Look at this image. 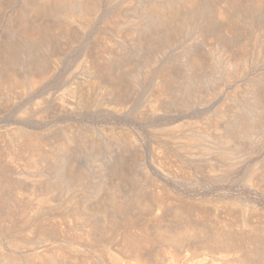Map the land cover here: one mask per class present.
<instances>
[{
    "label": "rangeland",
    "instance_id": "1",
    "mask_svg": "<svg viewBox=\"0 0 264 264\" xmlns=\"http://www.w3.org/2000/svg\"><path fill=\"white\" fill-rule=\"evenodd\" d=\"M51 1H53V2H51ZM191 1H193V2H191ZM214 1L215 2L217 1V2L215 3ZM214 1L213 0L212 1L211 0H188V1L187 0H0V43H2V44H0V46H1L0 47V82L2 84L4 83L6 85V83H7V85L12 86V89H11V86H8V87H10L11 91H3L0 88V133H1L0 138L2 140H4L5 138L3 136H5V134L6 135L12 134V133H14L13 131H16V130H18V128L24 126V127H27L29 129L34 130L36 132V135L38 133L40 134V136L38 134L36 137L38 139H39V137L42 139V140L39 139V140H41L40 141L41 145H43V146L47 145V146L43 147V148H45L47 153L48 152L49 153L54 152V150H55L54 153L58 154V156L60 155L59 157H61V158H63V156L65 157L63 159V161H65V160L68 161V162L62 161V162H60L61 164H59L57 162V160H58L57 159L56 165L60 166L59 169H56L53 165L50 164V162H49V164H50L49 165L47 162L46 164H47V166L48 165L49 166L48 167L46 166V168L49 171H51V170L55 171V172L59 171V173L62 174V172H65L66 169L68 170L70 168L71 161L77 167L79 164V168H81L80 166H82V164H84L85 166L83 165V167L81 169L84 170V171L82 170L84 173L88 171L87 172L88 174L85 173V175L87 176V180H86L87 182L85 184H83L82 189L83 188L84 189L83 190L81 189L80 194H82L81 198L85 199V197H86V200H83V199L81 200V198H80V203H81V205L79 203L80 209H85L84 207H87L86 210L87 211L90 210L92 216L95 215V217H96L95 219H97L98 221L101 222V224H99L100 226L98 225L97 226L98 228H96V230L91 231L92 233L90 236V240L91 239L95 240L94 241L95 243L93 242V240H92V242H90V240L88 241V239H85L86 241H84L82 238L79 237L80 240L82 239V242L80 244V242L77 241V239H78V237L76 235L77 233L73 234L72 231H75L78 228H80L79 230H77L75 232L79 231L81 233V232H84L83 228L82 227H76L77 226L76 224H75L76 226H73L70 223V226L71 227L73 226L74 229H70L69 234H70V232H72L71 236L73 238H74L73 235H76V237H75L76 242L74 239H71L72 238L71 236H70L71 238L69 237V239L68 238L66 239V237L69 236V234H68V230H69L68 228L69 227L68 228L66 227V226H69V223L66 224V222L64 220H62L61 217H57L58 219L55 218L56 221H58L60 218L61 219V221L59 220L60 224H62L63 222L65 223V224L63 223L65 226L62 224V225H60V227L62 226L63 227L62 229H64V230L67 229V230H65V232L67 231V233L64 234V236L65 235L66 236L63 237L64 239H61L62 237L60 236L61 237L60 238L59 234H58L57 237H59V238H56V240L53 241L51 243V245H45L44 246L45 249L48 248L47 250H51V249L53 250V248L55 247L53 245H56V247L57 248L59 247V250H60L67 245V242H71V240H72V242H74V245H76L77 247H80V248L82 247L81 249L88 251V253H85V255L84 254L81 255V253H76L72 250H69V251H72L74 254L72 252H68L69 248L67 246L66 247L68 249L66 247H65L66 249L64 248L65 250L62 249L60 251L62 254L65 255L66 252L70 254V255L67 254L66 256H69V258H68L69 260H71V261L73 260L72 262L70 261L73 264L75 261L78 262L77 261L78 259H80V261H83V263L81 262V264H85V263L86 264H105V263L106 264H112L111 263L112 261L110 262V260H109V262H107L109 258L106 254L101 255V253H100V255H99V253H97L98 251L101 252V250H100L101 246L100 245L102 243H103V245L104 244L107 245V243H108L107 247L110 250L116 251L117 253L119 252V253L128 254L130 259L128 261L125 260V262H127L128 264H130L132 261H134L135 263L132 262L131 264H138L140 259H142V260H140L141 263L139 262V264H142V261H143V264H150V263L151 264H158V263L164 264V262L166 260H168L169 262L175 260L174 262H176L177 258H178L177 262L179 261L178 264H184V262L186 261V259L185 260L183 259L185 253H187V255L189 254V256L191 254V256L188 257V260L185 262L186 264H188V263L189 264H196L200 261H201L200 263L202 264L201 259L206 255L208 258L207 257H204V258L209 259L206 261L208 263L211 259V258H209L210 257L209 255L211 254L212 251L215 250V248L217 246H219L218 244L215 245V243H217V242L215 240L211 239L212 236L211 237L208 236V234L210 235V231L212 229L214 231V229H215L214 226H215V224H217V221H213V220L214 219L216 220L218 218L217 220L220 219L218 221L219 223H220V221H223V219H225L228 222H229V220H231L229 223H232V225H233L232 229L233 230L239 224V226L237 227V229L239 228L238 229L239 231L235 229V233L233 230L230 231V233H229L230 237H231L232 233L234 235L236 234L235 235V238H236L235 241H234L235 238L233 237L234 235H232L231 238L233 239V244L236 245V242H237V245L235 247H233L234 245H231L232 247L230 246V248H235V249L232 250V249L228 248V249L232 250L235 255L232 253V251H230L228 249H225L226 251H223L224 249H222L223 252H221V250L219 251L217 249L219 247L216 248V251L218 250L219 254L221 252L222 253L221 255H223V256H226V254H227V257H229V256L235 257L236 256L235 258H237L239 256V258H237V260H235V259L233 261L230 260V261H232L231 264L232 263L238 264L239 261L243 262L244 258H245L244 261L246 260L245 261L246 263L244 262L245 264H248V263L249 264L250 263L251 264H257V263H260L261 261L263 262L261 264H264V183H263V181H264V179H263V177H264V175H263L264 174V166H263L264 165V145H263V143H264V112H262V111H264V89H263L264 88V55L258 56V54H257V49H259V47H261V45L264 44V43H262L264 40V0H245L247 2L246 5L238 2V1H244V0H238L237 1L238 7L235 6V4H233L234 6H232V7L231 6L228 8L226 7L227 8L226 12L224 10L225 8H223L224 6L221 7V5L224 4V2L222 0H214ZM82 2H84V3H82ZM187 2H189V3H187ZM125 3L127 5H125ZM85 4H87L86 7H84ZM82 5H84V6H82ZM218 5H220V6H218ZM78 7L81 8L82 10L86 9V12H88V15L89 16L92 15V17L88 16L89 19L90 18L91 19L90 20L88 19L85 21L83 20V21L78 22V23H77V21H75V22H72V24L64 25L63 26L64 28H63L62 25L65 24L64 22H66V21L65 20L63 21L61 17H63V19H65V18H68V16L70 14L72 15L73 13H74V15H75V13L77 15L80 11H82ZM90 8H91V11H90ZM157 8L161 12L158 11ZM219 8H221L220 10H223V11H220ZM55 11H57V12H55ZM117 11L121 12L122 15L119 14ZM215 11H216L217 15H216ZM236 11H237V13H236ZM15 12H17V13H15ZM63 12L65 14H63ZM115 12H116V14H115ZM51 13H52V15H51ZM66 13L68 14V16L66 15ZM118 14L121 15V17L118 18L120 21L119 27H117L118 26L117 23L113 24V22H112V24H111L112 20L110 19V18L114 19L115 18L114 15H118ZM218 14H220V15L218 16ZM222 14H224V15H222ZM17 15L21 16L20 17L21 19L22 18L26 19L25 21L27 22L28 26L30 28H33L34 30H36V35L38 34V36H36V38H37L36 40H32V41L28 42L24 39V37L22 35V31H21V29L19 31V28H18L19 26L17 25L18 21H16V19L19 17ZM61 15H64V16H61ZM228 15H230V16H228ZM120 18L122 20H120ZM226 18H228V19H226ZM231 18L233 20H231ZM60 19L63 22L60 21ZM10 21H12V22H10ZM59 23H60V25H59ZM82 23H84V25ZM54 24H56V25H54ZM73 24H75V25H73ZM43 25H46L45 28H42V27H44ZM111 26H113V27H111ZM132 26H134V27H132ZM65 27L66 28L68 27V28L66 29ZM70 27H71V29H70ZM228 27H231V28H228ZM50 28H52V29H50ZM59 28H60V30H59ZM133 28H135L137 31L133 32L132 31ZM223 28L224 29L226 28V29L223 30ZM44 29H46V30H44ZM77 29L79 30V32ZM135 29H133V30H135ZM17 30L21 33H19ZM37 30H38V32H37ZM62 30L63 31L67 30L71 33H69V34H68V32L63 33ZM80 30H81V32H80ZM43 31H44V33H43ZM55 31L58 32L59 34L58 33L56 34ZM60 31H61V33H60ZM54 32H55V34H54ZM42 36H43V39H42ZM65 36H66V38H65ZM59 38L62 40H60ZM72 38H74V39H72ZM44 39H47L48 42ZM99 39H100V41H99ZM143 40H144V42H143ZM45 41L47 43L50 42L51 44L50 43L45 44ZM28 43H30V46ZM31 43H33V44H31ZM67 43H69V44H67ZM239 43H241V44L246 43L248 45L249 51L251 50L252 52L250 51L249 52L250 54L248 53L249 56H248L247 65H246L247 70L245 67V69L244 68L241 69L240 71H238V73H236V72L233 73L232 74L233 76H231V78H230V77H228V75H229L228 73H231V72L225 68L224 64H222L223 61H222V58L220 57V54H218V52L223 47L229 48L230 46H231L230 47L231 49L236 51V48L240 49V47L242 46ZM124 44H125V46H124ZM221 44L223 47L220 46ZM47 45L49 48L47 47ZM227 45H229V46H227ZM141 46L143 47V49ZM42 47H44V48H42ZM50 47H52V48H50ZM3 48H6V49H3ZM49 49H51V50H49ZM132 50H134V51H132ZM90 55L91 56L94 55V57H91V58H93V60H94V58H95V60H98V61H96L97 62L96 64H100L102 62V60H104V61L106 60L105 62L103 61L100 64V66L102 67V70H101L102 72H100V75L102 74V76H100V80L102 79V81H103L102 84L107 83L105 86H112L114 90L116 89V92H114L115 95L114 94L110 95L111 97L110 96L108 97V95H107V93H105V91L93 92V94L95 93L93 96H95V95L96 96L99 95V96L97 98H96V96L92 97L93 103H92V100H90V103L86 104L85 102L79 101V99L81 100L82 97L81 98L73 97V96H70V94L68 95V93H70L69 91L71 90V88L75 89V88H78V86H80L81 84L83 85V84L88 83V81L92 78L90 75L95 74V73L91 72L92 70H89V72H91V73H88L86 66H85V64H88V62L85 61L86 62L85 63L84 59L88 60L90 58ZM98 55H99V59H96V57ZM55 56H57L58 59H57V57L54 59ZM46 57H47V60H45ZM14 58H15V60H14ZM56 59H57V61H55ZM108 60H110V61H108ZM115 64H117V65H115ZM125 64H127V65H125ZM165 64H166V66H165ZM103 65H105V66H103ZM109 65H110V67H109ZM123 65H125L126 67L125 66L123 67ZM118 66H121L122 68H124V69H119V70L125 71L127 69L125 71V73L121 72L123 74L119 75V73H118L119 70L117 72V70H115L116 68L114 69V67L119 68ZM163 66L165 67V70L168 71V74H169V76H171L172 79L171 78L169 79V85L167 87L168 92L166 91L165 94L163 95L164 97L162 96L161 100L159 101V105H161V106H159V109H157L158 111L154 110V112H152L153 109L150 108L151 104H149V103H151L150 99L153 98V93L155 92L154 89H156L155 84L158 83L157 80L160 79V77L163 74L162 72H164ZM49 69H52V70L48 71ZM137 70H139V71H137ZM160 70H162V72ZM41 71H45V73L48 74V76L45 77V80H43L42 82H39V84L32 87V85L29 82L30 81V75L33 74V72L39 73ZM172 72L174 73V75ZM114 73L117 74V76L114 75ZM147 73H148V75H147ZM158 73H159V75H158ZM110 76H111V78H110ZM114 76H116V77H114ZM12 77H13V79H12ZM119 77H121V78L119 79ZM8 81H13L16 84L14 85L13 82L9 83ZM17 81H19V82H17ZM172 82H174V83H172ZM256 83H257V86H256ZM104 84H103V86H104ZM260 84H261V86H260ZM67 88L70 90H68ZM60 90H61V92H60ZM117 92H118V94L119 93L120 94L118 95ZM61 96L63 99L61 98ZM165 96H166V98H165ZM99 97L101 98V100ZM108 98H110V99H108ZM253 98H254V100H252ZM54 99H55V101H54ZM38 102H39V104H38ZM61 102H63V103H61ZM115 102H117V104L119 103L120 106L118 107V105ZM70 103H72V104L70 105ZM110 103H112V104L110 105ZM122 103L124 104V106ZM59 104H61V105H59ZM81 105H83V106H81ZM48 106H49V108H48ZM114 107H116V108H114ZM150 109H151V111H150ZM261 109H263V110L261 111ZM45 110L46 111L51 110V111L46 112ZM145 111H146V113H145ZM220 111H221V114H219ZM224 111H225V113H224ZM253 111H255V112L253 113ZM48 112H49V114H48ZM51 112H53V113H51ZM216 113H217V115L218 114L221 115V117L224 116V117H222L223 120L221 119V117H219V120L220 119L221 120L219 121L220 124H218L219 125V131H217V132H219V133H216V135H218L217 137L221 138V136L222 137L229 136V134H230L232 136L231 139L233 138L232 142L230 141L228 144L225 143V144H223L224 146H222V145H220L221 142H218L219 143L218 144V143H216L217 142L216 141L215 142L216 145L213 142H212L213 145H212V143L208 144V147L210 146V148L204 146V148H207V150H209V152L208 151H206V152H208L210 154L213 153L212 156L208 155L209 157L206 156L207 155L206 153H204L205 156H204V154H202L203 157H205V159H203L201 155L199 156L201 159L196 158L197 156L194 157V155H197V154H200L203 152L201 150L202 146L198 147L199 150L202 152H200L198 150V148H196L195 150L193 149L194 150L193 156H192V154L185 152V150L182 149L183 144L186 143L185 142L186 138H183L184 137L183 135H186V133H187L186 136L190 135L189 133H192L193 130H195L194 129L195 126L197 127L198 125H202V123H205L204 120L206 119V121H207V119L209 120L210 117H212V119H213L214 114H216ZM222 113L227 114V117H226V115H223ZM256 113H258V114H256ZM211 114H213V115H211ZM254 114H255V116H253ZM215 117H216V115H215ZM195 122H200L201 124L200 123L198 124ZM187 123H189V125L193 124V126H191V128H190V127H188L189 125ZM190 123H192V124H190ZM194 123L198 124V125H195ZM73 124L74 125L76 124V125L73 127ZM71 125H72V127H71ZM220 126L221 127L223 126V127L221 128ZM14 127H16L17 129ZM109 128H111V129L109 130ZM185 128H188V129L185 130ZM189 128L190 129L193 128V130L191 131ZM238 128L240 129V131ZM70 129L71 130L79 129V131L78 130L77 131L80 133H76L77 131L75 130L76 132H74V133H76L78 138L76 137L77 140L75 142H71V145L69 146V149L67 150V152L69 154L66 152V155H67L66 156L64 154L65 152L60 151V149H57V147H58V142L62 141V139L65 137L64 133L66 131H71ZM116 129L119 131V133L121 132L122 134H124L123 132H125L126 136H128V137L130 136L129 138L133 141L132 144L131 143L130 144L128 143L125 145L119 144V143L117 144L116 142H114V140H112L110 138L109 139L106 138V135H107L106 133H110V131L118 132ZM180 129H182V130L184 129V130L182 131ZM11 130H12V132H11ZM87 130H89V131H87ZM107 130L109 132H107ZM169 130H172L173 132H171ZM41 131H42V133H41ZM102 131H104L105 134ZM176 131L177 132L182 131V132L176 133ZM185 131H188V132H185ZM87 132H88V134H87ZM169 132H170V135H169ZM226 132H227V134H226ZM83 133L85 134L84 136L81 135ZM89 133H91V134H89ZM238 133H241V134H238ZM98 134L101 136H99ZM233 134H236V135H233ZM78 135L80 136L81 139H79ZM103 135H105V137ZM175 135H177L176 136L177 138L180 137V139L182 137L183 138L182 141L180 142V139L178 138L179 141L176 140L177 142H175L174 141L175 140L174 138H176ZM84 137H85V139H84ZM169 137H171V138H169ZM60 138H62V139H60ZM91 139L92 140L94 139V140L92 141ZM104 139L106 141H104ZM88 141H90V142H88ZM44 142H45V144H44ZM134 142H136V143H134ZM176 143H178L179 145ZM172 144H175V145L172 146ZM237 144L240 145L241 148H240V146L237 147L238 146ZM51 145H52V147H51ZM227 145H229L230 148H229V146L227 147ZM48 146H50L51 148ZM176 146H179L178 148H180V146H182V147L180 149H177ZM211 146H219L220 148L217 149L218 147H214L215 149L213 150V148ZM233 146H236L235 147L237 150L236 152L234 151L235 149L233 148ZM221 148L224 151L227 150V152L228 151L229 152L233 151L234 153L240 152L242 155L240 154V156H241L240 157V156H235V154H233L235 156L234 159L231 158V159H229V161H231V162L228 161L231 164H229V163L226 164L224 162H227V160L225 161V159L222 157L223 155L220 154L218 156V153H216L218 151L220 153ZM216 149H217V151H216ZM228 149H233V150L231 151ZM181 150L183 152H181ZM196 150H198L197 153H196ZM211 150L215 151V153L217 155L216 154L214 155V152H211ZM238 153H237V155H239ZM118 155H119V157H118ZM126 155H127V157H126ZM220 156H221V159H219ZM163 157H164V159H163ZM211 157H214V159L217 161H214V159ZM236 157L238 160L236 159ZM98 158H99V160H98ZM207 158H209V159H207ZM217 158L219 160H221L219 164L222 165L223 167L224 166L225 167L224 168L222 166L219 167L220 171L218 168H215L214 171L211 170V172H216V173L215 174L211 173V175H210L209 174L210 168L209 167L206 168V166H210V164L211 165L215 164L212 162L210 163V161H211L210 159H212V161L218 163L219 160ZM222 159L224 160V162H223L224 165L222 164V161H223ZM123 160H124V163L122 162ZM162 160L163 161L165 160L163 163H165L166 166L163 163H161ZM98 161L102 162L103 164L98 162ZM92 162H93L94 166L91 165ZM94 162L96 164L100 163L102 165V170L100 172V175H103V179L101 178L102 181L100 179L101 183H99L100 181L98 179L99 178L98 173L96 172L98 170V167H95L96 164ZM204 162H206L208 165H206V163L204 164ZM51 163H52V161H51ZM201 163H203L204 165L203 164L199 165ZM261 163H263V164H261ZM65 164L67 167L65 166ZM68 164H69V166H68ZM171 164H172V166H171ZM218 165H217V167H218ZM226 165L228 166L227 169H226ZM51 166H53V167H51ZM199 166H200V169L202 168L201 170H199V168H197ZM201 166H203V167H201ZM257 166H259V170L255 169V171H254L253 169L258 168ZM94 167H95L96 171L94 170ZM79 168L75 167V169L81 170ZM217 169L219 172L217 171ZM224 169H226V170H224ZM118 170H121L122 172H124V170H125V172L122 173L121 171H119L122 174L121 175L120 173H118ZM94 171H95V173H94ZM206 171H207V173H205ZM250 171H252V172H250ZM115 173H116V175H115ZM261 173H263V174H261ZM253 174H254V176H255V174H257L256 177L259 176V178L263 176L261 178L263 181L260 182L261 179L257 178V181H259L258 182L259 184L255 180H253L254 181L253 182L252 179H254V178L256 179V177H253ZM260 174H261V176H260ZM125 175H126V177L124 178ZM168 175H170V176H168ZM247 176L248 177L250 176V178L252 177V179H248ZM119 178H121V179H119ZM112 179L114 181L113 182L114 185H113V183H111ZM108 180H109V182H108ZM115 180H117V181H115ZM128 180H130V181H128ZM157 180H158V182H156ZM89 181H91V182H89ZM154 181L156 183H152ZM103 182H105V183H103ZM106 182H107V184H106ZM139 182L142 184H140ZM115 183H117V184H115ZM261 183H262V185H261ZM54 184L48 183V185L50 187H52V185L54 187ZM95 184H96V187H95ZM145 184H147V185H145ZM154 184H156V185H154ZM56 185L57 184H55V186ZM57 186L60 187L61 190L63 188L65 189V186L62 185L61 183ZM153 186L155 187V189L153 188ZM58 187H55V188H57V191L60 189ZM87 187H88V189L85 190V188H87ZM113 188H114V190H117L118 193L116 191L115 192L117 194H119L118 199L116 201L120 204L118 205V203L115 201L117 203L116 205H118V207H116V205H114L115 202L111 203L113 200L111 199V195L109 193H112V191H110V190H113ZM138 188H140V189H138ZM97 189H99V190H97ZM118 189H120V190H118ZM61 190H59L60 193L57 196V198L59 199V200L57 199L58 200L57 203L61 204L62 200H63L62 204L64 205V202L65 203L67 202V201H64V198L66 200V199H68V196L64 194L65 195V197H64L62 195L63 193L61 192ZM138 190H140V192ZM161 190H162V192H161ZM84 191H86V193ZM100 191H102V192H100ZM108 191H109V193H108ZM159 191H160V194L163 193V195L166 198H169V199L165 198L166 199L165 203L161 205V206L164 205V208H162L161 206H158V204H156L157 202H156L155 196L158 195L157 192H159ZM90 192L93 194H90ZM84 193H85V196L83 197ZM148 193L151 194V197L155 193V195L153 197L155 199V201L153 199L155 205L152 203L153 202L152 198L150 197V195ZM164 193H166V194H164ZM128 194H130V195H128ZM160 194L158 196L162 195V194L161 195ZM107 195H109V196H107ZM137 195L141 198V199L139 198V202H137L138 201L137 200L138 197H136ZM168 195H169V197H167ZM61 196L63 197V199L61 198ZM66 196H67V198H66ZM145 196H146V198H145ZM148 196L151 200L149 198L147 199ZM170 196H171V198H170ZM108 198H109V200H107ZM172 198H173V201L171 200ZM60 199H61V202H59ZM110 199H111V201H110ZM145 199L147 200V202L148 201H150V202L147 203L145 201ZM89 200L91 202H89ZM102 200H104V201H102ZM118 200H120V201H118ZM170 200L172 202H174V200H175L177 203L174 202V204L172 205L171 202H169ZM181 200H182V203L184 202L182 204L184 206L183 210H181L182 209V205L180 204ZM126 201H128V202H126ZM166 201L168 202V204H166ZM141 202H145L146 204L145 203L143 204ZM84 203H86V205L87 204L88 205L83 207V205H85ZM109 203H110V205H109ZM99 204H100V206H98ZM125 204L127 206H125ZM165 204L168 205V208ZM176 204H177V206L181 205L180 206L181 208L177 207ZM138 205H140V206H138ZM146 205H147V207H146ZM171 205L173 206L174 209L177 208V210L173 211L174 209L171 208L172 207ZM89 206H90V209L88 208ZM91 206L92 207L94 206V208H92ZM95 206H97L98 208ZM81 207H83V208H81ZM151 207L153 208V210ZM185 207L187 209V210L185 209L187 212H185V210H184ZM245 207L247 208L248 211L246 210ZM254 207L256 210L254 209ZM91 208H92V210L94 209L93 211H95L94 215H93V211L91 210ZM101 208H102V210H101ZM121 208H122V210H121ZM124 208L126 209L125 211H124ZM136 208L138 209V211ZM157 208L158 209L161 208L162 210L161 209L158 210ZM169 208H170V210L173 209L172 210L173 212L170 211ZM178 208H179V210H178ZM196 208H197V210H196ZM203 208H204V210H203V212H201ZM230 208H231V210H228ZM98 209H99V211H98ZM163 209L165 211H163ZM188 209H190V210H188ZM198 209H199V211L201 209L200 214L198 212H197L198 214L196 213V211H198ZM243 209L246 211V213L243 211ZM87 211H86V213L88 214ZM96 211L99 213L100 217L96 216V215H98V214H96ZM127 211L128 212L130 211V212L128 213ZM160 211L165 213L163 215H166L167 212L169 211V214H167L166 216H163V217L161 216L162 219L164 217H166V218H164L165 220L163 219V221H165L164 224H162V219L158 218L160 216L159 213L162 214ZM176 211H179V213L182 215H180ZM189 211H193L194 213H196V215H200V216L194 215L193 212H191L193 215L191 213L187 214ZM120 212H121V214H120ZM139 212H140V215H137V214H139ZM181 212H184V213H181ZM108 213H109V215H108ZM185 213H186V215H185ZM202 213H205V214L202 215ZM126 214L128 215V217ZM150 214L153 215L154 217L151 216ZM178 214H179V216H178ZM112 215H114V216H112ZM155 215H157L158 217ZM174 215H176V216H174ZM201 215H202V217H201ZM205 215H206V217H205ZM208 215L209 216L211 215V216L209 217ZM237 215H238V217H237ZM245 215H246L247 220L244 219L245 217H243ZM108 216L110 219L107 218ZM110 216L113 217L112 220H111ZM117 216L118 217L121 216L120 219ZM134 216H135V218H134ZM187 216H189V217H187ZM191 216H192V218H191ZM152 217H153V219H152ZM155 217H157V220ZM186 217L190 220V222H188L189 220H187ZM194 217H196L197 219ZM99 218H101V219L99 220ZM103 218H105V220ZM129 218H130V221H129ZM200 218H202V219H200ZM203 218H205V220ZM115 219L116 220L118 219L117 222ZM135 219H137V220H135ZM148 219L149 220L151 219V220L149 221ZM159 219H161V220H159ZM169 219H170V222H169ZM198 219H199V221H198ZM102 220L105 222H103ZM153 220H154V222H153ZM155 220L156 221L159 220L161 223L159 221H158L159 223H157ZM176 220H178V221H176ZM182 220H184L186 222H184ZM242 220H245L246 222L249 221L250 224L255 225L256 226L255 229H259L256 231H261L260 234H262L263 239H260V237H258L259 240L256 238L258 240V242L257 241L255 242L254 237L252 239V237H250V236H249V238H247V236L245 234H244L245 236H243V233H245V232L248 233V229L245 226H244L245 228L244 227L242 228L243 223H241L242 225H240V222ZM106 221H110V222H106ZM125 221L128 222V224H130V225L125 223ZM211 221H213L214 225H212ZM49 222H51V220ZM202 222L204 223V225ZM242 222H244V221H242ZM102 223H104V224L102 225ZM110 223H112V224H110ZM115 223H116V225H115ZM185 223L187 225H184ZM190 223L193 224V229H192V224H190ZM206 223H210V224H206ZM233 223H236V224H233ZM160 224H161V227H160ZM164 225L166 226V228H164L165 227ZM182 225H184L185 227L187 226L186 229L187 228L188 229L191 228V229L190 230L187 229L188 231H186L184 233V230H186V229ZM190 225H191V227H189ZM112 226H114V227H112ZM123 226H125V227H123ZM139 226H140V228L143 226L142 227L143 229L145 227L144 232L147 230L146 227H148V229H149L148 232L146 231V233H143L144 234L143 235L142 234L143 229L141 228L142 229L141 230L140 228H136ZM209 226H211V227L213 226L214 228L210 227L211 228L210 231H207L209 229ZM255 226H253V227H255ZM64 227H66V228H64ZM100 227H101V229H99ZM126 227L128 228V230L131 229V230H129L130 232L133 229L136 232L138 231L137 233H139L140 235H143L144 237L148 233V236H146V239H148V240H146L145 238L144 239L146 241L141 240V239H143V236L138 235L135 231H134V235H133L132 234L133 232L130 233ZM149 227H151L152 230ZM199 227H201L202 231L208 232L207 234L206 233L202 234L203 232H200V230L198 231L201 233V238L205 234L206 235L204 237L208 236L207 238L203 237L204 239H207L206 242H205V240L202 241L203 239H201L199 237L200 233L196 232L197 236L195 234V229L198 230V229H200ZM75 228H77V229H75ZM154 228H156V229H154ZM170 228L172 229V231H170L171 230ZM202 228L203 229L206 228V230L205 229L203 230ZM217 228L218 227L216 226V229ZM103 229H105V230H103ZM125 229H126V231H128V234H130V236L132 234V237H130V239H131L130 241L125 240V237L129 236V235H127V236L124 235ZM160 229H161V231L162 230L164 231L166 229L168 230V231L167 230L165 231L166 235H168V239H170L169 238L170 234H167V233L168 232L173 233V235L171 234L170 236H172L171 238H174V239L177 238L175 244H176V246H178V248L175 246L174 243H173V245L175 247H173V246L171 247V245L169 244L170 248H169L168 244H165V242H168V240L167 239L165 240V237H164L165 233L162 231L163 232V234H162V232H160ZM175 229H176V231L177 230L180 231L181 229H183V231L182 230L181 231H182V234L184 233L183 236L184 237L186 236V238L184 239V237L181 236L182 235L181 231L176 232V231H174ZM61 230H59V233L61 232L62 236H63L64 231L63 230L61 231ZM153 230H154V232H153ZM243 230H245V231L243 233H241ZM93 232H95V233H93ZM150 232L152 233L151 235H153V237L150 235ZM192 232L194 235L192 234ZM120 233H122V234H120ZM155 233H157V234H155ZM213 233H212V235H213ZM125 234H127V232ZM178 234L182 237V239ZM240 234H241V236H240ZM135 235L141 237V238H139V237H137V238L139 239V242L142 245L144 244L143 246H145V248L143 246L142 247L144 249H146L145 251H143V249H142V251L139 250L140 252L138 251V253H140V255L137 252H135L136 250L133 251L134 247H132V246H134L135 243L131 242V241H132L133 236H135ZM156 235H157V237H156ZM162 235H163V237H162ZM177 235L180 237L179 238V241L181 240L180 242H178V236ZM189 235H191V236L193 235V236L189 237ZM238 235L240 236V238L242 240L239 239ZM136 236L134 237V239L136 238ZM97 237H98V239H95ZM147 237H149L150 239ZM101 238H102V240H101ZM122 238L124 239V241H126V243H127V241L129 242V244L131 243L130 245L128 244L129 249H131V252L133 251V252L137 253L139 255V257H138V255H134V253H131L129 251L128 246L126 245V243L124 241H122L123 240ZM209 238H210L211 242H213V241H215V242L209 243L210 242L208 240ZM246 238H247V240H246ZM154 239H155V241H154ZM157 239H158V241H157ZM244 239H245V241H244ZM200 240H201V242H200ZM251 240H252V242H251ZM96 241L100 245H98V244L96 245ZM182 241L183 242L185 241L184 243L187 242L186 243L187 245L184 246L183 245L184 243ZM242 241H243V243H242ZM59 242L60 243L62 242V244H59ZM203 242L205 244H202ZM77 243L79 244V246ZM132 243L134 245H132ZM140 243L135 245V247L137 246L138 248L140 247V249H141L142 247L138 246V245H140ZM162 243H164V244H162ZM179 243L180 244L182 243V245L184 247L181 245L182 247L180 248ZM85 244L89 247H87ZM199 244H201V245H199ZM62 245H63V247H62ZM94 245H96V246L94 247ZM120 245H123V246L126 245L125 247H123V248H125V250L124 249L121 250L122 246H120ZM194 245L195 246L199 245L198 247L201 246L200 247L201 249H203L204 247H205V249H207V246H209L208 247L209 249L210 248L211 249L214 248V249L213 250L210 249L211 251H209V253L207 252L209 249L206 252L203 251L202 255H201V253H198L200 255V257L197 256V257L192 258L193 251L195 253L199 252V251H196L198 249V247H197V249H193V248H196ZM203 245H207V246L203 247ZM6 246H8V244ZM50 246H52V247H50ZM92 247L94 248V250ZM162 247L163 248L165 247V248L163 249ZM44 248L42 247L40 249H44ZM96 248L98 251L96 250ZM173 248H177V251H175L176 249L173 250ZM200 248H199V250H200ZM34 249H36V247L32 246L31 250L33 251ZM116 249H118V250H116ZM191 249H193V250L191 251ZM89 250H90V252H89ZM95 250H96V255L94 254ZM168 250H171V251L173 250L172 252H174V251L176 252V254L174 252L176 259H172V258H171L172 260L170 259V253L173 254L172 252H170L169 256H167L168 255L167 253L169 252ZM165 251L166 252L168 251V252L166 253ZM182 251H183V254H181ZM177 252L179 253V256L181 258L183 257L182 258L183 261L179 256L176 257L178 255ZM141 253H142V255H141ZM97 254H98V256H97ZM165 254H166V256H165ZM73 255L74 256H76V255L82 256L83 259L85 256L86 259L82 260L81 257L76 256L78 259L74 260V258L76 259V257H73ZM246 255H247V257H246ZM71 256L73 258H71ZM142 256H145V258L147 259L146 263H144L145 260H143V259H145V258ZM163 256L165 257L164 261H162ZM248 256H250V257H248ZM102 257H105V258L107 257V260L105 259L106 261L104 262L103 261L104 259ZM160 257H161V260L159 259ZM166 257H167V259H166ZM198 257L201 258L199 261H198V259H199ZM248 258L249 259L251 258V259L249 260ZM256 258H257V260H256ZM258 258L261 260H258ZM239 259H242V260H239ZM69 260H68V262H69ZM130 260H131V262H130ZM168 261H166L167 262L166 264H169ZM188 261H191V262H188ZM204 261H203V264L204 263L207 264ZM258 261H260V262H258ZM210 262L213 264L217 263L215 261L213 262L212 260ZM210 262H209V264H210ZM241 262L239 264H242ZM71 263H69V264H71ZM171 263H173V262H171ZM113 264H115V262ZM116 264H121V263H116ZM228 264H230V263H228Z\"/></svg>",
    "mask_w": 264,
    "mask_h": 264
},
{
    "label": "bare ground",
    "instance_id": "2",
    "mask_svg": "<svg viewBox=\"0 0 264 264\" xmlns=\"http://www.w3.org/2000/svg\"><path fill=\"white\" fill-rule=\"evenodd\" d=\"M188 1V0H187ZM212 1V0H211ZM214 1V0H213ZM223 2H224V4L223 5H221V7L222 6H224L223 8H225L224 10H225V12H226V10H227V8L228 7H232V6H234L233 4H235V6H237V3L238 2H240V3H243V4H247V2L244 0V1H238V0H222ZM238 1V2H237ZM34 2V1H33ZM51 2H53V1H51ZM131 2V1H130ZM129 2V3H130ZM191 2H193V1H191ZM197 2V1H196ZM209 2V1H208ZM215 2V1H214ZM217 2V1H216ZM215 2V3H216ZM81 3V2H80ZM82 3H84V2H82ZM133 3V2H132ZM187 3H189V2H187ZM214 3V4H215ZM93 4V3H92ZM91 4V5H92ZM131 4V3H130ZM242 4V5H243ZM249 4V3H248ZM39 5V4H38ZM55 5V4H54ZM80 5V4H79ZM86 5L87 4H85V6L84 5H82V6H84V7H86ZM125 5H127L126 3H125ZM129 5V4H128ZM171 5V4H170ZM220 5H218V6H220ZM226 5V6H225ZM239 5V4H238ZM241 5V6H242ZM81 6V5H80ZM90 6V5H89ZM94 6V5H93ZM240 6V5H239ZM63 7V6H62ZM91 7V6H90ZM126 7V6H125ZM192 7V6H191ZM201 7V6H200ZM227 7V8H226ZM238 7V6H237ZM39 8V7H38ZM58 8V7H57ZM65 8V7H64ZM79 8V7H78ZM134 8V7H133ZM151 8V7H150ZM160 8V7H159ZM169 8V7H168ZM55 9V8H54ZM53 9V10H54ZM80 10H82L81 8H79ZM88 9V8H87ZM94 9V8H93ZM167 9V8H166ZM170 9V8H169ZM173 9V8H172ZM171 9V10H172ZM199 9V8H198ZM215 9V8H214ZM221 8H219V10H220ZM236 9V8H235ZM234 9V10H235ZM56 10V9H55ZM78 10V9H77ZM130 10V9H129ZM157 10H158V8H157ZM231 10V9H230ZM233 10V11H234ZM52 11V10H51ZM59 11V10H58ZM90 11H91V8H90ZM89 11V12H90ZM120 11V10H119ZM124 11V10H123ZM158 11H160V10H158ZM206 11V10H205ZM220 11H223V10H220ZM242 11V10H241ZM55 12H57V11H55ZM62 12V11H61ZM69 12V11H68ZM98 12V11H97ZM118 12V11H117ZM161 12V11H160ZM165 12V11H164ZM167 12V11H166ZM191 12V11H190ZM218 12V11H217ZM231 12V11H230ZM15 13H17V12H15ZM54 13V12H53ZM71 13V12H70ZM119 14H121V12H118ZM129 13V12H128ZM136 13V12H135ZM146 13V12H145ZM163 13V12H162ZM192 13V12H191ZM215 13H216V11H215ZM221 13V12H220ZM234 13V12H233ZM236 13H237V11H236ZM20 14V13H19ZM57 14V13H56ZM55 14V15H56ZM62 14V13H61ZM63 14H65L64 12H63ZM92 14V13H91ZM90 14V15H91ZM115 14H116V12H115ZM114 15L115 16V18L114 19H112V18H110L112 21H111V24H112V22H113V24L114 23H117V27H119L120 25V21H119V17H121V15ZM159 14V13H158ZM164 14V13H163ZM170 14V13H169ZM227 14V13H226ZM229 14V13H228ZM51 15H52V13H51ZM59 15V14H58ZM66 15L68 16V14L66 13ZM216 15H217V13H216ZM220 14H218V16H219ZM222 15H224V14H222ZM233 15V14H232ZM237 15V14H236ZM17 16H19V15H17ZM54 16V15H53ZM61 16H64V15H61ZM88 15V12H86V9H84V10H82V11H80L77 15H76V13H75V15H74V13L71 15H69L68 16V18H65V19H63V17H61L62 18V20L64 21H66V22H64L65 24H63L62 22V20L60 19V21H62L61 23L63 24H61L62 25V27L64 26V25H68V24H72V22H75V21H77V23L78 22H81V21H85V20H88L89 19V17H92V15L91 16H89ZM193 16V15H192ZM191 16V17H192ZM228 16H230V15H228ZM227 16V17H228ZM21 16H19L17 19H16V21H18V28H19V31H20V29H21V31H22V35H23V37H24V39L26 40V41H32V40H36L37 38H36V36H38V34L36 35V30H34L33 28H30L29 26H28V24H27V22L25 21L26 19H24V18H20ZM23 17V16H22ZM57 18V17H56ZM123 18V17H122ZM223 18V17H222ZM13 19V18H12ZM53 19V18H52ZM91 19V18H90ZM89 19V20H90ZM109 19V20H110ZM226 19H228V18H226ZM225 19V20H226ZM15 20V19H14ZM56 20V19H55ZM120 20H122L121 18H120ZM124 20V19H123ZM156 20V19H155ZM231 20H233L232 18H231ZM183 21V20H182ZM198 21V20H197ZM228 21V20H227ZM10 22H12V21H10ZM233 22V21H232ZM17 23V22H16ZM15 23V24H16ZM53 23V22H52ZM86 23V22H85ZM109 23V22H108ZM126 23V22H125ZM40 24V23H39ZM38 24V25H39ZM83 25H84V23H82ZM106 24V23H105ZM110 24V23H109ZM183 24V23H182ZM232 24V23H231ZM54 25H56V24H54ZM59 25H60V23H59ZM73 25H75V24H73ZM81 25V24H80ZM87 25V24H86ZM140 25V24H139ZM149 25V24H148ZM180 25V24H179ZM201 25V24H200ZM224 25V24H223ZM222 25V26H223ZM44 27H42V28H45V26L46 25H43ZM137 26V25H136ZM166 26V25H165ZM228 26V25H227ZM226 26V27H227ZM56 27V26H55ZM73 27V26H72ZM111 27H113V26H111ZM132 27H134V26H132ZM179 27V26H178ZM181 27V26H180ZM245 27V26H244ZM39 28V27H38ZM49 28V27H48ZM64 28V27H63ZM66 28V27H65ZM68 28V27H67ZM66 28V29H67ZM228 28H231V27H228ZM47 29V28H46ZM46 29H44V30H46ZM50 29H52V28H50ZM56 29V28H55ZM70 29H71V27H70ZM69 29V30H70ZM133 29H135V28H133ZM132 29V31L134 32V31H137L136 29L135 30H133ZM226 29V28H225ZM224 28H223V30H225ZM257 29V28H256ZM15 30V29H14ZM59 30H60V28H59ZM78 30V29H77ZM18 31V30H17ZM18 31V32H19ZM49 31V30H48ZM53 31V30H52ZM57 31V30H56ZM55 31V32H56ZM63 31V30H62ZM128 31V30H127ZM131 31V32H132ZM182 31V30H181ZM192 31V30H191ZM37 32H38V30H37ZM46 32V31H45ZM51 32V31H50ZM55 32H54V34H55ZM64 32H68V34L69 33H71V32H69V31H63V33ZM74 32V31H73ZM78 32H79V30H78ZM80 32H81V30H80ZM257 32V31H256ZM19 33H21V32H19ZM43 33H44V31H43ZM58 32H56V34H57ZM60 33H61V31H60ZM183 33V32H182ZM194 33V32H193ZM59 34V33H58ZM66 34V33H65ZM67 34V35H68ZM78 34V33H77ZM134 34V33H133ZM140 34V33H139ZM198 34V33H197ZM226 34V33H225ZM66 35V36H67ZM44 36V35H43ZM43 36H42V39H43ZM66 36H65V38H66ZM71 36V35H70ZM75 36V35H74ZM73 36V37H74ZM167 36V35H166ZM58 37V36H57ZM56 37V38H57ZM60 37V36H59ZM68 37V36H67ZM170 37V36H169ZM251 37V36H250ZM61 38V37H60ZM59 38V39H60ZM69 38V37H68ZM100 38V37H99ZM125 38V37H124ZM140 38V37H139ZM194 38V37H193ZM20 39V38H19ZM41 39V38H40ZM39 39V40H40ZM72 39H74V38H72ZM103 39V38H102ZM22 40V39H21ZM44 40H46L47 41V39H44ZM49 40V39H48ZM51 40V39H50ZM60 40H62V39H60ZM118 40V39H117ZM127 40V39H126ZM245 40V39H244ZM263 40V39H262ZM43 41V40H42ZM45 41V44H49V43H47ZM74 41V40H73ZM99 41H100V39H99ZM106 41V40H105ZM255 41V40H254ZM38 42V41H37ZM68 42V41H67ZM123 42V41H122ZM133 42V41H132ZM143 42H144V40H143ZM216 42V41H215ZM219 42V41H218ZM19 43V42H18ZM17 43V44H18ZM262 43H264V40H263V42ZM0 44H2V43H0ZM15 44V43H14ZM29 44V46H30V43H28ZM31 44H33V43H31ZM35 44V43H34ZM51 44V43H50ZM67 44H69V43H67ZM112 44V43H111ZM121 44V43H120ZM171 44V43H170ZM226 44V43H225ZM239 44H241V43H239ZM37 45V44H36ZM39 45V44H38ZM146 45V44H145ZM242 45V46H241ZM240 46L242 47H240V49H237L236 48V51L235 50H233V49H231L230 47L228 48H224L223 46H222V44L220 45L221 47H223L219 52H218V54H220V57L222 58V64H224V66H225V68L226 69H228L231 73H228L229 75H228V77H230L231 78V76H233L232 74L233 73H238V71H240L241 69H245V67H246V65H247V60H248V53L251 51H249V49H248V45L246 44V43H244V44H241ZM255 45V44H254ZM263 45V46H262ZM261 45V47H259V49H257V54H258V56L259 55H264V44H262ZM11 46V45H10ZM70 46V45H69ZM117 46V45H116ZM124 46H125V44H124ZM139 46V45H138ZM209 46V45H208ZM227 46H229V45H227ZM252 46V45H251ZM1 47V46H0ZM47 47H48V45H47ZM55 47V46H54ZM134 47V46H133ZM142 47V46H141ZM219 47V46H218ZM233 47V46H232ZM238 47V46H237ZM254 47V46H253ZM252 47V48H253ZM42 48H44V47H42ZM49 48V47H48ZM50 48H52V47H50ZM112 48V47H111ZM122 48V47H121ZM3 49H6V48H3ZM9 49V48H8ZM46 49V48H45ZM96 49V48H95ZM135 49V48H134ZM142 49H143V47H142ZM164 49V48H163ZM209 49V48H208ZM235 49V48H234ZM49 50H51V49H49ZM54 50V49H53ZM34 51V50H33ZM36 51V50H35ZM132 51H134V50H132ZM235 51V52H234ZM112 52V51H111ZM138 52V51H137ZM252 52V51H251ZM17 53V52H16ZM126 53V52H125ZM100 54V53H99ZM103 54V53H102ZM155 54V53H154ZM217 54V55H218ZM250 54V53H249ZM56 55V54H55ZM92 55V54H91ZM90 55V58L88 59V60H86V59H84V62L86 61V62H88V64H85V66H86V69H87V71H88V73H95V74H93V75H90L92 78L88 81V83H86V84H81L80 86H78V88H71V90L70 89H68V90H70L69 92L70 93H68V95L70 94V96H73V97H78V98H81V100L79 99V101H82V102H85L86 104L88 103H90V100H92V103H93V98L92 97H95V96H93L94 94H93V92H103V91H105V93H107V95H108V97L110 96V95H112V94H114V92H116V89L114 90L113 89V87L112 86H105L107 83H103L104 84V86H103V84H102V79L100 80V76H102V74L100 75V72H102L101 70H102V67L100 66V64L104 61V60H102V62L100 63V64H96L97 62L96 61H98V60H95V58H94V60H93V58H91V57H94V55L93 56H91ZM96 55V54H95ZM113 55V54H112ZM122 55V54H121ZM127 55V54H126ZM252 55V54H251ZM46 56V55H45ZM87 56V55H86ZM57 56H55L54 57V59L56 58ZM107 57V56H106ZM113 57V56H112ZM131 57V56H130ZM154 57V56H153ZM257 57V56H256ZM11 58V57H10ZM38 58V57H37ZM49 58V57H48ZM102 58V57H101ZM104 58V57H103ZM18 59V58H17ZM16 59V60H17ZM45 59V58H44ZM57 59H58V57H57ZM57 59L55 60V61H57ZM96 59H99V55L96 57ZM146 59V58H145ZM156 59V58H155ZM11 60V59H10ZM9 60V61H10ZM14 60H15V58H14ZM13 60V61H14ZM45 60H47V57H46V59ZM101 60V59H100ZM99 60V61H100ZM7 61V60H6ZM12 61V60H11ZM106 61V60H105ZM104 61V62H105ZM108 61H110V60H108ZM112 62V61H111ZM118 62V61H117ZM12 63V62H11ZM35 63V62H34ZM47 63V62H46ZM120 63V62H119ZM118 63V64H119ZM263 63V62H262ZM39 64V63H38ZM45 64V63H44ZM49 64V63H48ZM122 64V63H121ZM124 64V63H123ZM155 64V63H154ZM168 64V63H167ZM115 65H117V64H115ZM125 65H127V64H125ZM125 65H123V67L125 66ZM153 65V64H152ZM51 66V65H50ZM103 66H105V65H103ZM122 66V65H121ZM121 66H118L119 68H117V67H114V69L115 70H117V72H118V70L119 69H124V68H122ZM165 66H166V64H165ZM169 66V65H168ZM107 67V66H106ZM109 67H110V65H109ZM121 67V68H120ZM126 67V66H125ZM135 67V66H134ZM164 67V66H163ZM255 67V66H254ZM52 68V67H51ZM55 68V67H54ZM108 68V67H107ZM53 69V68H52ZM52 69H49L48 71H50V70H52ZM134 69V68H133ZM168 69V68H167ZM174 69V68H173ZM55 70V69H54ZM89 70H92L91 72H89ZM111 70V69H110ZM127 70V69H126ZM125 70V71H126ZM145 70V69H144ZM246 70H247V67H246ZM114 71V70H113ZM125 71L124 70H119V75L120 74H123V73H125ZM129 71V70H128ZM137 71H139V70H137ZM136 71V72H137ZM147 71V70H146ZM150 71V70H149ZM161 72H162V70H160ZM121 72H123V73H121ZM144 72V71H143ZM99 73V74H98ZM129 73V72H128ZM133 73V72H132ZM145 73V72H144ZM163 74H162V76L160 77V79L159 80H157L158 81V83H156L155 85H156V89H154L155 90V92L153 93V98L152 99H150L151 101V103H149V104H151V107L150 108H152L153 109V111L152 112H154V110H157V109H159V106H161V105H159V101L161 100V97L165 94V92L167 91V87H168V85H169V79L171 78V76H169V74H168V71L167 70H165V67H164V72H162ZM173 73V72H172ZM226 73V72H225ZM45 73V71H41V72H39V73H35V72H33V74H31L30 75V84L32 85V87H34L35 85H37V84H39V82H42L43 80H45V77L46 76H48V74H46ZM97 74V75H96ZM109 74V73H108ZM127 74V73H126ZM216 74V73H215ZM259 74V73H258ZM114 75H116L117 76V74H115L114 73ZM132 75V74H131ZM147 75H148V73H147ZM158 75H159V73H158ZM173 75H174V73H173ZM236 75V74H235ZM238 75V74H237ZM106 76V75H105ZM109 76V75H108ZM116 76H114V77H116ZM122 76V75H121ZM178 76V75H177ZM245 76V75H244ZM3 77V76H2ZM125 77V76H124ZM158 77V76H157ZM156 77V78H157ZM173 77V76H172ZM227 77V76H226ZM243 77V76H242ZM241 77V78H242ZM110 78H111V76H110ZM121 77H119V79H120ZM238 78V77H237ZM12 79H13V77H12ZM109 79V78H108ZM126 79V78H125ZM172 79V78H171ZM228 79V78H227ZM239 79V78H238ZM254 79V78H253ZM113 80V79H112ZM176 80V79H175ZM250 81V80H249ZM248 81V82H249ZM9 83L11 82H13V81H8ZM17 82H19V81H17ZM21 82V81H20ZM109 82V81H108ZM116 82V81H115ZM118 82V81H117ZM195 82V81H194ZM202 82V81H201ZM251 82V81H250ZM1 83V82H0ZM14 83V82H13ZM114 83V82H113ZM172 83H174V82H172ZM171 83V84H172ZM238 83V82H237ZM259 83V82H258ZM16 83H14V85H15ZM120 84V83H119ZM224 84V83H223ZM248 84V83H247ZM246 84V85H247ZM13 85V84H12ZM111 85V84H110ZM116 85V84H115ZM254 85V84H253ZM252 85V86H253ZM8 86H11V85H7V83H6V85L3 83H1L0 84V88L3 90V91H11L10 90V87H8ZM256 86H257V83H256ZM255 86V87H256ZM259 86V85H258ZM260 86H261V84H260ZM31 87V88H32ZM248 87V86H247ZM250 87V86H249ZM14 88V87H13ZM117 88V87H116ZM251 88V87H250ZM262 88V87H261ZM11 89H12V86H11ZM179 89V88H178ZM257 89V88H256ZM264 89V88H263ZM1 90V91H2ZM17 90V89H16ZM118 90V89H117ZM236 90V89H235ZM247 90V89H246ZM261 90V89H260ZM234 91V90H233ZM60 92H61V90H60ZM168 92V91H167ZM221 92V91H220ZM235 92V91H234ZM237 92V91H236ZM11 93V92H10ZM117 94H118V92H117ZM120 94V93H119ZM118 94V95H119ZM259 94V93H258ZM105 95V94H104ZM115 95V94H114ZM152 95V94H151ZM236 95V94H235ZM63 96V95H62ZM62 96H61V98H62ZM99 95H97L96 96V98L98 97ZM174 96V95H173ZM231 96V95H230ZM233 96V95H232ZM246 96V95H245ZM252 96V95H251ZM4 97V96H3ZM111 97V96H110ZM115 97V96H114ZM123 97V96H122ZM164 97V96H163ZM254 97V96H253ZM15 98V97H14ZM58 98V97H57ZM56 98V99H57ZM100 98V97H99ZM113 98V97H112ZM165 98H166V96H165ZM236 98V97H235ZM63 99V98H62ZM95 99V98H94ZM108 99H110V98H108ZM115 99V98H114ZM119 99V98H118ZM6 100V99H5ZM59 100V99H58ZM57 100V101H58ZM61 100V99H60ZM100 100H101V98H100ZM122 100V99H121ZM163 100V99H162ZM195 100V99H194ZM252 100H254V98L252 99ZM257 100V99H256ZM255 100V101H256ZM54 101H55V99H54ZM4 102V101H3ZM52 102V101H51ZM164 102V101H163ZM234 102V101H233ZM7 103V102H6ZM58 103V102H57ZM61 103H63V102H61ZM97 103V102H96ZM99 103V102H98ZM116 104H117V102H115ZM229 103V102H228ZM238 103V102H237ZM38 104H39V102H38ZM66 104V103H65ZM72 103H70V105H71ZM75 104V103H74ZM82 104V103H81ZM112 103H110V105H111ZM123 104V103H122ZM121 104V105H122ZM163 104V103H162ZM248 104V103H247ZM57 105V104H56ZM59 105H61V104H59ZM91 105V104H90ZM97 105V104H96ZM105 105V104H104ZM118 105V107L120 106L119 105V103L117 104ZM236 105V104H235ZM4 106V105H3ZM69 106V105H68ZM79 106V105H78ZM81 106H83V105H81ZM86 106V105H85ZM93 106V105H92ZM91 106V107H92ZM123 106H124V104H123ZM145 106V105H144ZM176 106V105H175ZM187 106V105H186ZM224 106V105H223ZM231 106V105H230ZM6 107V106H5ZM108 107V106H107ZM117 107V108H118ZM242 107V106H241ZM48 108H49V106H48ZM47 108V109H48ZM51 108V107H50ZM113 108V107H112ZM114 108H116V107H114ZM126 108V107H125ZM162 108V107H161ZM175 108V107H174ZM121 109V108H120ZM113 110V109H112ZM149 110V109H148ZM226 110V109H225ZM263 109H261V111H262ZM46 111V110H45ZM47 111H49V110H47ZM46 111V112H47ZM51 111V110H50ZM49 111V112H50ZM53 111V110H52ZM61 111V110H60ZM150 111H151V109H150ZM158 111V110H157ZM43 112V111H42ZM49 112H48V114H49ZM56 112V111H55ZM115 112V111H114ZM255 111H253V113H254ZM262 112H264V111H262ZM51 113H53V112H51ZM140 113V112H139ZM145 113H146V111H145ZM224 113H225V111H224ZM228 113V112H227ZM28 114V113H27ZM47 114V113H46ZM219 114H221V111L219 112ZM217 115V113L216 114H214V117H213V119H212V117H210V119L208 120L207 119V121H206V119L204 120V122L205 123H202V125H198L200 122H195V123H198V124H195V125H198L197 127L195 126V130H193V128L192 129H190L191 128V126H193V124L192 123H190V124H192V125H189V123H187L189 126L188 127H190L189 129L192 131L193 130V134L192 133H189L190 135H188V136H186L187 135V133H186V135H183L184 137L183 138H186L185 139V142L186 143H184L183 144V147L182 146H180V148L182 147V149H184L185 150V152H187V153H189V154H192V156H193V153H194V150L196 149V148H198V147H203L204 148V146L205 147H208V144L209 143H214L215 144V142L216 143H218V142H221V144L220 145H222V146H224L223 144H228L230 141L232 142V140H233V138L231 139V135L229 134V136H224V137H222L221 136V138L220 137H217L218 135H216V133H219V132H217V131H219V125L218 124H220L219 123V121L222 119V117H224V116H222L221 117V115ZM223 114V113H222ZM237 114V113H236ZM256 114H258V113H256ZM37 115V114H36ZM51 115V114H50ZM142 115V114H141ZM211 115H213V114H211ZM215 115H216V117H215ZM223 115H226V117H227V114H223ZM229 115V114H228ZM144 116V115H143ZM253 116H255V114L253 115ZM37 117V116H36ZM219 117H221V119L219 120ZM230 117V116H229ZM207 118V117H206ZM209 118V117H208ZM228 119V118H227ZM232 119V118H231ZM234 119V118H233ZM255 119V118H254ZM260 119V118H259ZM223 120V119H222ZM237 120V119H236ZM197 121V120H196ZM235 122V121H234ZM37 123V122H36ZM201 124V123H200ZM224 124V123H223ZM76 125V124H75ZM74 124H73V127L75 126ZM225 125V124H224ZM227 125V124H226ZM19 126V125H18ZM78 126V125H77ZM76 126V127H77ZM71 127H72V125H71ZM70 127V128H71ZM79 127V126H78ZM105 127V126H104ZM221 127V126H220ZM223 127V126H222ZM221 127V128H222ZM226 127V126H225ZM237 127V126H236ZM240 127V126H239ZM243 127V126H242ZM14 128H16V127H14ZM80 128V127H79ZM112 128V127H111ZM111 128H109V130L111 129ZM17 129V128H16ZM100 129V128H99ZM104 129V128H103ZM107 129V128H106ZM168 129V128H167ZM186 129H188V128H185V130ZM235 129V128H234ZM239 129V128H238ZM14 130V129H13ZM71 130V129H70ZM76 130V129H75ZM75 130H71V131H66L65 133H64V135H65V137L62 139V138H60V139H62V141H60V142H58V147H57V149H60V151H63V152H65L64 154L66 155V152H67V150L69 149V146L71 145V142H75L77 139H76V137H77V135H76V133H80V132H78L79 131V129H77L76 131ZM101 130V129H100ZM113 130V129H112ZM117 130V129H116ZM121 130V129H120ZM124 130V129H123ZM180 130H182V129H180ZM184 130V129H183ZM182 130V131H183ZM226 130V129H225ZM231 130V129H230ZM87 131H89V130H87ZM92 131V130H91ZM106 131V130H105ZM118 131V130H117ZM169 131H171V132H173L172 130H169ZM182 131H176V133H180V132H182ZM221 131V130H220ZM224 131V130H223ZM239 131H240V129H239ZM243 131V130H242ZM251 131V130H250ZM11 132H12V130H11ZM14 133H12V134H8V135H6L5 134V136H3L5 139L4 140H2L1 138V140H0V264H69V263H71L72 261L71 260H69L68 258H69V256H66L67 254H69V253H67L66 252V254L64 255V254H62L60 251L62 250V249H64L66 246L69 248H67L68 249V252H72V251H74V252H76V253H81V255L82 254H84L85 255V253H88V251L86 250H83V249H81L80 247H77L76 245H74V242H72V240H71V242H67V245L64 247V248H62L63 247V245H62V249H60L59 250V247L57 248L56 247V245H53V246H55L54 248H53V250L51 249V250H47V249H45L44 248V246L45 245H51V243L53 242V241H55L56 240V238H59L60 236L62 237H60L61 239H64L63 237H65L64 236V234H66L67 233V231L65 232V230H67V229H62L63 227L61 226L60 227V225H62V224H60V221H61V219L59 218V220L58 221H56L55 220V218H57V217H61L62 218V220H64L65 222H66V224H68L69 223V226H66L69 230H68V234H69V231H70V229H74V227L73 226H76V227H82L83 228V230H84V232H75V231H77V230H79L80 228H75V229H77V230H75V231H72L73 232V234L74 233H77L76 235H77V237H78V239H77V241H79L80 242V244H81V242H82V239L84 240V241H86L85 239H88V241L90 240V236H91V231H93V230H96V228H98L97 226L99 225V224H101V222L100 221H98L97 219H95L96 217H95V215H94V213H95V211H93L92 210V208H94V206L91 208V210L93 211V215L94 216H92V214H91V211L89 210L90 209V206L88 207L89 209V211H87L86 210V208L87 207H84V206H87L86 205V203H84L85 205H83V207L85 208V209H80V205H81V203H80V198H81V195L82 194H80L81 193V189H82V186H83V184H85L87 181V176L85 175V173H87V172H83L84 170L83 169H81L82 167H83V165L84 164H82V166H80L81 168H79V164H78V167L77 166H75L73 163H72V161H71V166H70V168L67 170L66 169V171L65 172H62V174L61 173H59V171L58 172H55V171H49L47 168H46V166H47V162H48V164H49V162H50V164L51 165H53L56 169H59V165H56L57 163H56V160H57V162L59 163V164H61L60 162H62L63 161V159L65 158L63 155V158H61V157H59L58 156V154H56V153H54L55 152V150H54V152H46V150H45V148H43L44 146H47V145H41L40 144V141L42 140L40 137H39V139H41V140H39L36 136L39 134L38 132V134L36 135V132L34 131V130H32V129H29V128H27V127H20V128H18V130H16V131H13ZM74 132H76V133H74ZM102 132H104V131H102ZM107 132H109L108 130H107ZM123 132V131H122ZM161 132V131H160ZM175 132V131H174ZM185 132H188V131H185ZM222 132V131H221ZM233 132V131H232ZM235 132V131H234ZM41 133H42V131H41ZM94 133V132H93ZM124 134H122L121 132L119 133V131L118 132H116V131H110V133H106L107 135H106V138L107 139H112V140H114V142H116L117 144L119 143V144H132V140L128 137V136H126L125 135V132H123ZM167 133V132H166ZM184 133V132H183ZM243 133V132H242ZM1 134V133H0ZM63 134V133H62ZM87 134H88V132H87ZM89 134H91V133H89ZM104 134H105V132H104ZM182 134V133H181ZM226 134H227V132H226ZM232 134V133H231ZM237 134V133H236ZM236 134H233V135H236ZM238 134H241V133H238ZM4 135V134H3ZM43 135V134H42ZM82 136H84L85 134L83 133V134H81ZM99 135V134H98ZM97 135V136H98ZM169 135H170V132H169ZM39 136H40V134H39ZM79 136V135H78ZM99 136H101V135H99ZM104 137H105V135H103ZM177 135H175V137H176ZM180 136V135H179ZM220 136V135H219ZM242 136V135H241ZM240 136V137H241ZM37 139H36V138ZM61 137V136H60ZM168 137V136H167ZM234 137V136H233ZM239 137V138H240ZM258 137V136H257ZM78 138V137H77ZM169 138H171V137H169ZM173 138V137H172ZM179 139H180V137H178ZM178 138L176 137V138H174L175 140V142H177L176 140H178ZM182 137H181V139H180V142L182 141V139H183ZM79 139H81L80 138V136H79ZM84 139H85V137H84ZM235 139V138H234ZM246 139V138H245ZM244 139V140H245ZM258 139V138H257ZM88 140V139H87ZM92 140V139H91ZM94 140V139H93ZM92 140V141H93ZM99 140V139H98ZM238 140V139H237ZM104 141H106L105 139H104ZM179 141V140H178ZM83 142V141H82ZM88 142H90V141H88ZM98 142V141H97ZM109 142V141H108ZM174 142V143H175ZM179 142V143H180ZM236 142V141H235ZM134 143H136V142H134ZM213 143H212V145H213ZM245 143V142H244ZM44 144H45V142H44ZM115 144V143H114ZM176 144H178V143H176ZM219 144V143H218ZM240 144V143H239ZM56 145V144H55ZM175 144H172V146H174ZM179 145V144H178ZM216 145V144H215ZM230 145V144H229ZM229 145H227V147L229 146ZM233 145V144H232ZM235 145V144H234ZM238 145V144H237ZM263 145H264V143H263ZM117 146V145H116ZM240 145H238L237 147H239ZM48 147H50V146H48ZM51 147H52V145H51ZM50 147V148H51ZM55 147V148H56ZM179 146H176V148L177 149H180V148H178ZM201 147V150L203 151H200L199 150V148H198V150L200 151V152H202V153H200V154H197V155H194V157L195 156H197L196 158H200L199 156L201 155L202 156V158L203 159H205V157H203V155L202 154H204V153H206L207 155V157H209L210 155L212 156V154L213 153H208L209 152V150H207V148H202ZM212 148H213V150L215 149L214 147H218L217 149H219L220 147L219 146H211ZM236 146H233V148L235 149L234 151L236 152L237 150H236V148H235ZM54 148V147H53ZM74 148V147H73ZM208 148H210V146L208 147ZM229 148H230V146H229ZM240 148H241V146H240ZM239 148V149H240ZM77 149V148H76ZM175 149V148H174ZM194 149V150H193ZM206 149V150H205ZM217 149H216V151H217ZM225 149V148H224ZM248 149V148H247ZM127 150V149H126ZM198 150H196V153H197V151ZM205 150V151H204ZM213 150H211V152H214V155L216 154V153H218V156L220 155V154H222L221 156L225 159V161L227 160V162H224V160L222 161V164H223V162L224 163H229V162H231V161H229V159H234V157L235 156H240V152L238 153L239 155H237V153H234L232 150L233 149H228V150H231L232 152H227V150L226 151H224V150H222V148L220 149V153H219V151L218 152H216L215 153V151H213ZM80 151V150H79ZM82 151V150H81ZM84 151V150H83ZM117 151V150H116ZM206 151H208V152H206ZM106 152V151H105ZM119 152V151H118ZM125 152V151H124ZM181 152H183L182 150H181ZM68 153V152H67ZM126 153V152H125ZM166 153V152H165ZM199 153V152H198ZM69 154V153H68ZM98 154V153H97ZM119 154V153H118ZM130 154V153H129ZM233 154H235V156L233 155ZM73 155V154H72ZM124 155V154H123ZM209 155V156H208ZM217 155V154H216ZM242 155V154H241ZM67 156V155H66ZM130 156V155H129ZM160 156V155H159ZM204 156H205V154H204ZM221 156L219 157V159H221ZM118 157H119V155H118ZM124 157V156H123ZM126 157H127V155H126ZM241 157V156H240ZM239 157V158H240ZM162 158V157H161ZM195 158V159H196ZM211 158H213L214 159V157H211ZM122 159V158H121ZM163 159H164V157H163ZM201 159V158H200ZM207 159H209V158H207ZM218 159V158H217ZM218 159V160H219ZM236 159H237V157H236ZM245 159V158H244ZM96 160V159H95ZM98 160H99V158H98ZM101 160V159H100ZM161 160V159H160ZM159 160V161H160ZM167 160V159H166ZM211 161H210V163L212 162V163H215L214 165H211L210 163V166H206V168H210V175H211V173H216V172H211V170H215V168H218L219 169V171H220V168L219 167H221L222 165H220L219 163H220V161L221 160H219L218 161V163H216V162H214V161H217V160H215L214 159V161H212V159H210ZM238 160V159H237ZM51 161H52V163H51ZM75 161V160H74ZM165 161V160H164ZM163 160H162V162L161 163H163L164 162ZM206 161V160H205ZM229 161V162H228ZM233 161V160H232ZM63 162H68V161H63ZM96 162V161H95ZM94 162V163H95ZM98 162H100V161H98ZM116 162V161H115ZM123 163H124V160L122 161ZM207 162V161H206ZM206 162H204V164L206 163ZM237 162V161H236ZM97 163V162H96ZM95 163V164H96ZM100 163H102V162H100ZM96 164L95 165V167H98V170L96 171L95 170V167H94V170L98 173V179H99V181H100V179L102 178L103 179V175H100V172H101V170H102V165L101 164ZM158 163V162H157ZM49 164V165H50ZM103 164V163H102ZM105 164V163H104ZM117 164V163H116ZM120 164V163H119ZM164 165H165V163H163ZM203 163H201V164H199V165H202ZM203 164V165H204ZM220 166H219V165ZM229 164H231V163H229ZM228 164V165H229ZM261 164H263V163H261ZM260 164V165H261ZM48 165V166H49ZM91 165H93L94 166V164H93V162H92V164ZM125 165V164H124ZM161 165V164H160ZM168 165V164H167ZM206 165H208L207 163H206ZM217 165H218V167H217ZM224 165V164H223ZM47 166V167H48ZM53 166H51V167H53ZM65 166H66V164H65ZM68 166H69V164H68ZM85 166V165H84ZM120 166V165H119ZM166 166V165H165ZM171 166H172V164H171ZM175 166V165H174ZM264 166V165H263ZM67 167V166H66ZM75 167L76 168H79V169H81V170H78V169H75ZM107 167V166H106ZM158 167V166H157ZM162 167V166H161ZM160 167V168H161ZM201 167H203V166H201ZM223 167V166H222ZM225 167V166H224ZM223 167V168H224ZM255 167V166H254ZM253 167V168H254ZM258 168H254L253 170L255 171V169L256 170H259V166H257ZM54 168V169H55ZM159 168V169H160ZM180 168V167H179ZM195 168V167H194ZM197 168H199V170H201L200 169V166L199 167H197ZM228 168V166L226 165V169ZM51 169V168H50ZM168 169V168H167ZM204 169V168H203ZM218 169H217V171H218ZM226 169H224V170H226ZM83 170V171H82ZM116 170V169H115ZM252 170V171H253ZM261 170V169H260ZM93 171V170H92ZM95 171H94V173H95ZM119 171H121V170H118V173H120ZM145 171V170H144ZM163 171V170H162ZM218 171V172H219ZM252 171H250V172H252ZM253 171V172H254ZM122 172V171H121ZM124 172H125V170H124ZM124 172H122V173H124ZM127 172V171H126ZM148 172V171H147ZM198 172V171H197ZM217 172V173H218ZM226 172V171H225ZM224 172V173H225ZM64 173V174H63ZM112 173V172H111ZM189 173V172H188ZM205 173H207V171L205 172ZM88 174V173H87ZM113 174V173H112ZM121 174V173H120ZM166 174V173H165ZM252 174V173H251ZM250 174V175H251ZM261 174H263V173H261ZM261 174H260V176H261ZM115 175H116V173H115ZM122 175V174H121ZM127 175V174H126ZM126 175L124 176V178L126 177ZM131 175V174H130ZM138 175V174H137ZM147 175V174H146ZM149 175V174H148ZM249 175V174H248ZM256 175L257 174H255V176H254V174H253V177H256ZM264 175V174H263ZM95 176V175H94ZM101 176V177H100ZM128 176V175H127ZM168 176H170V175H168ZM178 176V175H177ZM213 176V175H212ZM252 176V175H251ZM109 177V176H108ZM115 177V176H114ZM118 177V176H117ZM129 177V176H128ZM135 177V176H134ZM246 177V176H245ZM248 177V176H247ZM263 177V176H262ZM262 177H260L259 178V176H257L256 177V179L254 178V179H252V177L250 178V176L248 177V179H252V181L253 180H255L257 183L259 182V181H257V178H259V179H261ZM89 179V178H88ZM102 179H101V181H102ZM105 179V178H104ZM119 179H121V178H119ZM129 179V178H128ZM263 179H264V177H263ZM91 180V179H90ZM123 180V179H122ZM95 181V180H94ZM101 181L99 182V183H101ZM112 182L111 183H113L114 181H113V179L111 180ZM115 181H117V180H115ZM126 181V180H125ZM128 181H130V180H128ZM149 181V180H148ZM263 180L261 179V181L260 182H262ZM89 182H91V181H89ZM88 182V183H89ZM96 182V181H95ZM94 182V183H95ZM98 182V181H97ZM108 182H109V180H108ZM156 182H158V180L156 181ZM155 181L154 182H152V183H156ZM249 182V181H248ZM251 182V181H250ZM254 182V181H253ZM255 182V183H256ZM48 183H55V184H57V185H59L60 183L62 184V185H64L65 186V189L63 188L62 190H61V188L60 187H58L57 185L55 186V184H54V187H53V185H52V187H50L49 185H48ZM59 183V184H58ZM103 183H105V182H103ZM118 183V182H117ZM117 183H115V184H117ZM138 183V182H137ZM140 183V182H139ZM145 183V182H144ZM143 183V184H144ZM263 183H264V181H263ZM106 184H107V182H106ZM140 184H142V183H140ZM259 184V183H258ZM51 185V184H50ZM99 185V184H98ZM97 185V186H98ZM113 185H114V183H113ZM138 185V184H137ZM145 185H147V184H145ZM153 185V184H152ZM154 185H156V184H154ZM261 185H262V183H261ZM133 186V185H132ZM139 186V185H138ZM55 187H58V188H60L59 190H61V192L63 193L62 195L65 197V195H67L68 196V199H66L65 200V198H64V201H67L66 203L64 202V205L62 204L63 203V200H62V205L60 204V203H57V201L59 200L58 198H57V196H58V194L60 193L59 192V190L57 191V188H55ZM63 187V186H62ZM93 187V186H92ZM95 187H96V184H95ZM121 187V186H120ZM137 187V186H136ZM143 187V186H142ZM150 187V186H149ZM94 188V187H93ZM92 188V189H93ZM117 188V187H116ZM119 188V187H118ZM153 188L155 189V187L153 186ZM84 189V188H83ZM82 189V190H83ZM86 189H88V187L87 188H85V190ZM101 189V188H100ZM138 189H140V188H138ZM165 189V188H164ZM91 190V189H90ZM97 190H99V189H97ZM110 190V189H109ZM118 190H120V189H118ZM133 190V189H132ZM136 190V189H135ZM92 191V190H91ZM96 191V190H95ZM110 191H112V193H109V191H108V193L111 195V199L113 200L111 203H114L117 199H118V195L119 194H117L118 192H117V190H114V188H113V190H110ZM117 193H116V192ZM139 192H140V190H138ZM145 191V190H144ZM147 191V190H146ZM164 191V190H163ZM83 192V191H82ZM85 193H86V191H84ZM100 192H102V191H100ZM99 192V193H100ZM129 192V191H128ZM134 192V191H133ZM132 192V193H133ZM143 192V191H142ZM156 192V191H155ZM161 192H162V190H161ZM85 193H84V195H83V197L85 196ZM158 193V195L160 194V191L159 192H157ZM156 193V194H157ZM169 193V192H168ZM167 193V194H168ZM65 194V195H64ZM90 194H93V193H91L90 192ZM97 194V193H96ZM135 194V193H134ZM133 194V195H134ZM141 194V193H140ZM144 194V193H143ZM149 194V193H148ZM162 195H163V193H161ZM160 194V195H161ZM164 194H166V193H164ZM101 195V194H100ZM127 195V194H126ZM128 195H130V194H128ZM146 195V194H145ZM150 195V197H151V194H149ZM153 195V194H152ZM154 195H155V193H154ZM154 195L151 197L152 198V201H153V197H154ZM155 196L156 197V204H158V206H161L162 204H164L165 203V200L166 199H169V198H166L164 195V197L161 195V196ZM67 196H66V198H67ZM88 196V195H87ZM102 196V195H101ZM107 196H109V195H107ZM123 196V195H122ZM100 197V196H99ZM133 197V196H132ZM136 197H138V201L137 202H139V196L137 195ZM167 197H169V195L167 196ZM61 198L63 199V197L61 196ZM103 198V197H102ZM107 198V197H106ZM105 198V199H106ZM145 198H146V196H145ZM149 198V196L147 197V199ZM166 198V199H165ZM170 198H171V196H170ZM58 199V200H57ZM83 198H81V200H82ZM91 199V198H90ZM95 199V198H94ZM111 199H110V201H111ZM121 199V198H120ZM135 199V198H134ZM141 199V198H140ZM150 199V198H149ZM83 200H86V197H85V199H83ZM107 200H109V198L107 199ZM126 200V199H125ZM151 200V199H150ZM172 201H173V198L171 199ZM169 201V202H171V204L173 205L174 204V202H176L175 200H174V202H172V201ZM180 200V199H179ZM94 201V200H93ZM101 201V200H100ZM102 201H104V200H102ZM106 201V200H105ZM118 201H120V200H118ZM124 201V200H123ZM141 201V200H140ZM145 201L147 202V200L145 199ZM151 201V202H152ZM154 201H155V199H154ZM154 201L152 202L153 204H154ZM168 201V200H167ZM166 201V204H168V202ZM178 201V200H177ZM59 202H61V199H60V201ZM82 202V201H81ZM89 202H91L90 200H89ZM117 202V201H116ZM114 203V205H116L117 203ZM122 202V201H121ZM126 202H128V201H126ZM148 202H150V201H148ZM147 202V203H148ZM79 203H80V205H79ZM101 203V202H100ZM124 203V202H123ZM130 203V202H129ZM141 203H145V202H141ZM177 203V202H176ZM180 203V202H179ZM184 203V202H183ZM182 203V200H181V205L183 204ZM92 204V203H91ZM97 204V203H96ZM95 204V205H96ZM120 203H118V205H119ZM122 204V203H121ZM133 204V203H132ZM138 204V203H137ZM146 204V203H145ZM165 204V205H166ZM94 205V204H93ZM109 205H110V203H109ZM118 205H116V207H118ZM130 205V204H129ZM150 205V204H149ZM155 205V204H154ZM170 205V204H169ZM171 205V206H172ZM180 205V206H181ZM98 206H100V204L98 205ZM107 206V205H106ZM125 206H127L126 204H125ZM133 206V205H132ZM136 206V205H135ZM138 206H140V205H138ZM145 206V205H144ZM157 206V205H156ZM157 206V207H158ZM167 206V208H168V205H166ZM176 206H177V204H176ZM179 205L177 206V207H180ZM201 206V205H200ZM83 207H81V208H83ZM95 207H97V206H95ZM104 207V206H103ZM112 207V206H111ZM120 207V206H119ZM146 207H147V205H146ZM153 207V206H152ZM151 207V208H152ZM162 208H164V205L163 206H161ZM183 205H182V209L181 210H183ZM220 207V206H219ZM98 208V207H97ZM107 208V207H106ZM126 208V207H125ZM124 208V211L126 210ZM150 208V207H149ZM171 208H173V206L171 207ZM181 208V207H180ZM189 208V207H188ZM228 208V207H227ZM246 208V207H245ZM100 209V208H99ZM99 209H98V211H99ZM128 209V208H127ZM131 209V208H130ZM137 209V208H136ZM155 209V208H154ZM158 209V208H157ZM161 209V208H160ZM160 209H158V210H160ZM174 209V208H173ZM172 209V210H173ZM186 209V207L184 208V210ZM192 209V208H191ZM206 209V208H205ZM252 209V208H251ZM250 209V210H251ZM254 209H255V207H254ZM88 212V214L86 213V211ZM101 210H102V208H101ZM109 210V209H108ZM121 210H122V208H121ZM120 210V211H121ZM152 210H153V208H152ZM162 210V209H161ZM169 210H170V208H169ZM172 210H170V211H172ZM175 210H177V208H175L173 211H175ZM178 210H179V208H178ZM187 210V209H186ZM185 210V212H187ZM188 210H190V209H188ZM196 210H197V208H196ZM203 210H204V208L202 209V211H201V209H200V211L201 212H203ZM214 210V209H213ZM225 210V209H224ZM228 210H231V208L230 209H228ZM246 210H247V208H246ZM256 210V209H255ZM106 211V210H105ZM137 211H138V209H137ZM141 211V210H140ZM151 211V210H150ZM163 211H165L164 209H163ZM172 211V212H173ZM194 211V210H193ZM193 211H189L187 214H189V213H191V212H193ZM200 211H199V209H198V211H196V213L198 212L199 214H200ZM243 211L246 213V211L243 209ZM248 211V210H247ZM253 211V210H252ZM251 211V212H252ZM101 212V211H100ZM119 212V211H118ZM128 212V211H127ZM130 212V211H129ZM128 212V213H129ZM133 212V211H132ZM157 212V211H156ZM162 214H160L159 213V217L157 216V215H155V216H157L158 218H161L162 219V217L163 216H166L167 214H169V211L167 212V214L166 215H163V214H165L164 212H162V211H160ZM176 212H178L179 213V211H176ZM195 212V211H194ZM193 212V213H194ZM209 212V211H208ZM230 212V211H229ZM90 213V214H89ZM102 213V212H101ZM110 213V212H109ZM109 213H108V215H109ZM112 213V212H111ZM125 213V212H124ZM137 213V212H136ZM154 213V212H153ZM181 213H184V212H181ZM196 213H194V215H196ZM197 213V214H198ZM96 214H98V215H96V216H99V213L96 211ZM103 214V213H102ZM117 214V213H116ZM120 214H121V212H120ZM132 214V213H131ZM134 214V213H133ZM174 214V213H173ZM180 214V213H179ZM179 214H178V216H179ZM192 214V213H191ZM203 214H205V213H202V215ZM208 214V213H207ZM214 214V213H213ZM228 214V213H227ZM90 215V216H89ZM111 215V214H110ZM124 215V214H123ZM127 215V214H126ZM137 215H140V212H139V214H137ZM136 215V216H137ZM142 215V214H141ZM145 215V214H144ZM151 215V214H150ZM177 215V214H176ZM176 215H174V216H176ZM180 215H182V214H180ZM185 215H186V213H185ZM193 215V214H192ZM202 215H201V217H202ZM112 216H114V215H112ZM133 216V215H132ZM151 216H153V215H151ZM162 216V217H161ZM196 216H200V215H196ZM209 216V215H208ZM211 216V215H210ZM209 216V217H210ZM100 217V216H99ZM103 217V216H102ZM111 217V216H110ZM118 217V216H117ZM116 217V218H117ZM120 217L121 216H119L118 218L120 219ZM127 217H128V215H127ZM149 217V216H148ZM154 217V216H153ZM153 217H152V219H153ZM157 217H155L156 218V220H157ZM168 217V216H167ZM182 217V216H181ZM184 217V216H183ZM187 217H189V216H187ZM186 217V218H187ZM205 217H206V215H205ZM214 217V216H213ZM237 217H238V215H237ZM240 217V216H239ZM243 217H245L244 219H246V215L245 216H243ZM107 218H109V216L107 217ZM112 218L113 217H111V220H112ZM123 218V217H122ZM134 218H135V216H134ZM137 218V217H136ZM164 218H166V217H164ZM163 218V219H164ZM174 218V217H173ZM178 218V217H177ZM191 218H192V216H191ZM190 218V219H191ZM194 218H196V217H194ZM58 219V218H57ZM101 218H99V220H100ZM104 220H105V218H103ZM110 219V218H109ZM161 219H159V220H161ZM163 219H162V224H164V222L165 221H163ZM182 219V218H181ZM185 219V218H184ZM197 219V218H196ZM200 219H202V218H200ZM204 220H205V218H203ZM218 219V218H217ZM213 220V221H217V224H215V229H214V231H213V229L210 231V229L213 227H211V226H209V229L207 230V231H210V235L208 234V236H212L211 237V239L212 240H215L217 243H215V245L216 244H218L219 246H217V247H219V248H217L219 251L221 250V252H223V251H226L225 249H228V248H230V246L231 245H234L233 244V239L231 238L232 237V235H234L232 232V235H231V237H230V231H232L233 229H232V227H233V225H232V223H229L231 220H229V222L228 221H226L225 219H223V221H220V223L218 222L219 220ZM239 219V218H238ZM243 219V218H242ZM51 220V222H49V221ZM116 220V219H115ZM118 220V219H117ZM117 220H116V222H117ZM135 220H137V219H135ZM149 220V219H148ZM151 220V219H150ZM149 220V221H150ZM155 220V221H156ZM158 220V221H159ZM165 220V219H164ZM173 220V219H172ZM186 220V219H185ZM187 220H189L188 218H187ZM192 220V219H191ZM222 220V219H221ZM247 220V219H246ZM103 221V220H102ZM129 221H130V218H129ZM158 221H156L157 223H159ZM176 221H178V220H176ZM180 221V220H179ZM182 221H184V220H182ZM196 221V220H195ZM198 221H199V219H198ZM213 221H211V223H212V225H214V223H213ZM242 221H244V222H242ZM241 222H240V225H242L241 223H243V225H242V228L245 226L247 229H248V233L247 232H245V233H243L245 230H243L241 233H243V236H247V238H249V236L250 237H252V239H253V237L255 238L254 240H255V242L257 241L258 242V240H259V238L258 237H260V239H263V237H262V234H260V232L261 231H256V230H259V229H255L256 228V226L255 225H252V224H250V222L248 221V222H246L245 220H242ZM103 222H105V221H103ZM106 222H110V221H106ZM112 222V221H111ZM115 222V221H114ZM124 222V221H123ZM153 222H154V220H153ZM169 222H170V219H169ZM184 222H186V221H184ZM188 222H190V220L188 221ZM208 222V221H207ZM210 222V221H209ZM70 223H71V225H73L72 227L70 226ZM73 223V224H72ZM125 223H127L128 224V222H126L125 221ZM130 223V222H129ZM161 223V222H160ZM196 223V222H195ZM203 223V222H202ZM201 223V224H202ZM216 223V222H215ZM219 223V224H218ZM65 224V223H64ZM63 224V225H64ZM76 224V225H75ZM104 223H102V225H103ZM110 224H112V223H110ZM120 224V223H119ZM124 224V223H123ZM122 224V225H123ZM144 224V223H143ZM190 224H192V223H190ZM198 224V223H197ZM206 224H210V223H206ZM233 224H236V223H233ZM254 224V223H253ZM115 225H116V223H115ZM114 225V226H115ZM128 225H130V224H128ZM127 225V226H128ZM137 225V224H136ZM145 225V224H144ZM152 225V224H151ZM155 225V224H154ZM157 225V224H156ZM167 225V224H166ZM184 225H187L186 223L184 224ZM184 225H182V226H184ZM189 225V224H188ZM195 225V224H194ZM203 225H204V223H203ZM202 225V226H203ZM65 226V225H64ZM100 226V225H99ZM106 226V225H105ZM114 226H112V227H114ZM141 226V225H140ZM140 226L139 227H136V228H140ZM165 226V225H164ZM181 226V225H180ZM199 226V225H198ZM206 226V225H205ZM208 226V225H207ZM216 226L218 227L217 229H216ZM236 226V225H235ZM238 226H239V224H238ZM237 226V227H238ZM253 226H255V227H253ZM66 227H64V228H66ZM102 227V226H101ZM101 227L99 228V229H101ZM104 227V226H103ZM123 227H125V226H123ZM134 227V226H133ZM143 227V226H142ZM141 227V228H142ZM157 227V226H156ZM159 227V226H158ZM160 227H161V224H160ZM185 227V226H184ZM183 227V228H184ZM187 227V226H186ZM186 227H185V229H186ZM189 227H191V225L189 226ZM211 227V228H210ZM213 227V228H214ZM237 227L235 228L236 230H238L237 229ZM241 227V226H240ZM244 227V228H245ZM64 231L63 232V236H62V233L60 234L59 233V230H61V229ZM127 228V227H126ZM140 228V229H141ZM151 230H152V228L151 227H149ZM164 228H166V226L164 227ZM181 228V227H180ZM198 228V227H197ZM200 229H195V234H196V236H197V233H200V232H203L202 234H204V233H208L207 231H202L201 230V227H199ZM111 229V228H110ZM135 229V228H134ZM143 229V228H142ZM141 229V230H142ZM146 231L148 232V227H146ZM154 229H156V228H154ZM171 229V228H170ZM169 229V230H170ZM188 229V228H187ZM184 230V233L186 232V231H188V230H190L191 228H189L188 230ZM192 229H193V224H192ZM203 229V228H202ZM205 230H206V228H204ZM203 229V230H204ZM235 229L233 230L234 231V233H235ZM241 229V228H240ZM61 230V231H62ZM98 230V229H97ZM103 230H105V229H103ZM102 230V231H103ZM108 230V229H107ZM114 230V229H113ZM121 230V229H120ZM127 230H128V228H127ZM129 230H131V229H129ZM128 230V231H129ZM144 230H145V227H144V229L142 230L143 232H142V234L143 233H146V231L144 232ZM167 230V229H166ZM166 230H162L164 233H165V231ZM182 231H183V229H181ZM180 230V231H181ZM197 230V231H196ZM200 230V232H198ZM122 231V230H121ZM124 231V230H123ZM128 231H126V229H125V233L127 232V234H125L124 232V235H129V236H127V237H125V240H128V241H130L131 239H130V237H132V234L134 235V231L135 230H133L132 229V231L131 232H133L132 234H131V236H130V234H128ZM159 231V230H158ZM161 231V229H160V232H162ZM168 231V230H167ZM170 231H172V229L170 230ZM174 231H176V229L174 230ZM180 231H176V232H180ZM182 231H181V234H182ZM194 231V230H193ZM214 233H213V232ZM239 231V230H238ZM247 231V230H246ZM72 232H70V234H69V236L68 237H66V239L68 238L69 239V237L71 236V234H72ZM130 232V231H129ZM130 232V233H131ZM136 232V231H135ZM138 232V231H137ZM136 232V233H137ZM141 232V231H140ZM152 232V231H151ZM150 232V235L152 234ZM153 232H154V230H153ZM163 232H162V234H163ZM197 232V233H196ZM93 233H95V232H93ZM159 233V232H158ZM184 233L181 235L182 237H184L183 235H184ZM191 233V232H190ZM212 233H213V235H212ZM237 233V232H236ZM59 234V237H57V235ZM67 234V235H68ZM79 234V235H78ZM120 234H122V233H120ZM138 235H140L139 233H137ZM155 234H157V233H155ZM160 234V233H159ZM167 234H172L173 235V233H167ZM192 234H193V232H192ZM205 234V235H206ZM239 234V233H238ZM245 234V235H244ZM76 235H73L74 236V238L72 237H70L71 239H74L75 240V242H76V239H75V237H76ZM144 235V234H143ZM143 235H140V236H143ZM161 235V234H160ZM165 236V240L167 239L168 240V242H165L164 240V242H165V244H170L171 245V247L173 246V247H175L176 246V244H175V242H176V239L177 238H171L172 236H170L169 235V238L170 239H168V235H166V233L164 234ZM179 235V234H178ZM177 235V236H178ZM188 235V234H187ZM194 235V234H193ZM192 235V236H193ZM204 235V236H205ZM236 235V234H235ZM235 235L233 236L234 238H235ZM98 236V235H97ZM121 236V235H120ZM136 236V235H135ZM135 236H133V238H132V241L131 242H134L135 243V245H137L138 243H140L139 242V239L137 238V237H139V236H136V238L134 239V237ZM146 236H148V233L145 235V237L143 236V239H141V240H144V241H146V240H148V239H146ZM152 237H153V235H151ZM159 236V235H158ZM175 236V235H174ZM176 236V237H177ZM180 236V235H179ZM178 236V242H180L179 241V238L181 237H179ZM191 235H189V237H190ZM191 236V237H192ZM203 236V237H204ZM207 236V237H208ZM228 236V237H227ZM239 236V235H238ZM240 236H241V234H240ZM240 236H239V239H241L240 238ZM82 238L81 240H80V238ZM94 237V236H93ZM122 237V236H121ZM156 237H157V235H156ZM162 237H163V235H162ZM167 237V238H166ZM182 237H181V239H182ZM200 238H201V233H200V236H199ZM201 238V239H203L202 241H204L205 240V242H206V240L207 239H204V238H207V237H204V238ZM139 238H141V237H139ZM146 240H145V239ZM147 238H149V237H147ZM161 238V237H160ZM186 238V236L184 237V239ZM188 238V237H187ZM214 238V239H213ZM247 238H246V240H247ZM258 240H257V239ZM95 239H98V237L97 238H95ZM121 239V238H120ZM123 239V238H122ZM150 239V238H149ZM153 239V238H152ZM163 239V238H162ZM73 240V241H74ZM92 240L93 239H91L90 240V242H92ZM101 240H102V238H101ZM100 240V241H101ZM116 240V239H115ZM188 240V239H187ZM210 242L209 243H213V242H215V241H213V242H211V240H210V238L208 239ZM236 240V238L234 239V241ZM242 240V239H241ZM63 241V240H62ZM83 241V242H84ZM95 240H93V242H94ZM99 241V240H98ZM122 241H124V239L122 240ZM127 241V243H126V241H124L125 243H126V245L128 246V249H129V245L131 244H129V242ZM152 241V240H151ZM154 241H155V239H154ZM157 241H158V239H157ZM190 241V240H189ZM244 241H245V239H244ZM78 242V243H79ZM121 242V241H120ZM143 242V241H142ZM183 242V241H182ZM185 242V241H184ZM183 242V243H184ZM200 242H201V240H200ZM249 242V241H248ZM251 242H252V240H251ZM77 243V244H78ZM87 243V242H86ZM95 243V242H94ZM100 243V242H99ZM106 243V242H105ZM144 243V242H143ZM173 243L175 244V246L173 245ZM187 243V242H186ZM186 243H184L183 245L184 246H186L187 244ZM235 243V242H234ZM242 243H243V241H242ZM8 244V246H6ZM58 244V243H57ZM59 244H62V242L60 243L59 242ZM66 244V243H65ZM88 244V243H87ZM98 244V242L96 241V245ZM120 244V243H119ZM123 244V243H122ZM129 244V245H128ZM151 244V243H150ZM162 244H164V243H162ZM180 244V243H179ZM202 244H205L204 242L202 243ZM245 244V243H244ZM257 244V243H256ZM86 245V244H85ZM96 245H94V247L96 246ZM98 245H100V244H98ZM107 245H108V243H107ZM107 245L106 244H104L103 245V243L100 245L101 246V252L100 251H98L97 250V248H96V250L98 251L97 253H99V255H100V253H101V255H104V254H106L107 256H108V261L107 262H109V260H110V262L113 264L114 262H115V264L116 263H121V264H126L127 262H125V260L126 261H128L130 258H129V256H128V254H124V253H117L116 251H114V250H110L108 247H107ZM124 245V244H123ZM123 245H120V246H122V249L121 250H125V248H123V247H125V246H123ZM132 245H134L133 243H132ZM135 245L134 246H132V247H134V249H133V251L134 250H136L135 252H137L138 253V251L140 250V251H142V249H143V251H145L146 249H144L145 248V246H143L141 243H140V245H138V246H143L141 249H140V247L138 248L137 246L135 247ZM167 245V246H168ZM170 245H169V248H170ZM182 245V243L180 244V248L183 246H181ZM199 245H201V244H199ZM199 245H197V246H195L196 248H193V249H197V247L199 246ZM236 245H237V242H236ZM236 245H234L233 247H235ZM32 246L33 247H36V249H34L33 251L31 250L32 249ZM61 246V245H60ZM78 246H79V244H78ZM87 246V245H86ZM92 246V245H91ZM90 246V247H91ZM163 246V245H162ZM183 246V247H184ZM191 246V245H190ZM204 246H207V245H203V247ZM44 248V249H40V248ZM47 247V246H46ZM50 247H52V246H50ZM87 247H89V246H87ZM118 247V246H117ZM148 247V246H147ZM177 248H178V246H176ZM201 247V246H200ZM200 247H198V249L196 250V251H199V252H194L193 251V253H192V258L193 257H197V256H199L200 257V255L198 254V253H201V255H202V252L203 251H207L209 248V246H207V249H205V247L203 248V249H201ZM232 247V246H231ZM56 248V249H55ZM65 248V249H66ZM93 248V247H92ZM91 248V249H92ZM119 248V247H118ZM131 248V247H130ZM163 248V247H162ZM165 248V247H164ZM163 248V249H164ZM168 248V247H167ZM177 248H173V250H175V251H177ZM199 248H200V250H199ZM216 248H215V252L214 251H212L211 252V254L209 255L210 257L209 258H211L210 259V261L212 260L213 262L215 261V262H217L218 264H228V263H230L231 264V262L235 259V260H237V258H239V256L237 257V258H235V257H231V256H229V257H227V254H226V256H223V255H221L222 253L220 252V254L218 253L219 251L217 250L216 251ZM255 248V247H254ZM55 249V250H54ZM64 249V250H65ZM87 249V248H86ZM90 249V248H89ZM193 249H191V251L193 250ZM211 249V248H210ZM208 250L207 252L209 253V251H211V250H213V249H211V250ZM222 249H224L223 251H222ZM230 249H232V250H234L235 248H230ZM230 249H228V250H230ZM69 250H72V251H69ZM93 250H94V248H93ZM96 250H95V255H96ZM116 250H118V249H116ZM172 250V251H173ZM232 250H230V251H232ZM252 250V249H251ZM259 250V249H258ZM67 251V250H66ZM114 251V252H113ZM129 251L131 252V249H129ZM128 251V252H129ZM131 252V253H134V255H140V253H135V252ZM139 251V252H140ZM169 251V252H168ZM166 253L168 254L167 256H169V253L170 252H172L171 250H168ZM174 251V252H175ZM63 252V251H62ZM65 252V251H64ZM89 252H90V250H89ZM125 252V251H124ZM174 252H172L173 254H171L170 253V259L172 258V259H176L175 258V255H174ZM189 252V251H188ZM251 252V251H250ZM263 252V251H262ZM73 253V252H72ZM71 253V254H72ZM146 253V252H145ZM144 253V254H145ZM226 253V252H225ZM224 253V254H225ZM230 253V252H229ZM232 253L234 254V252L232 251ZM74 254V253H73ZM175 254H176V252H175ZM177 256L176 257H178L179 256V253L177 252ZM181 254H183V251H182V253ZM186 254V255H185ZM184 254V260L186 259V261L188 260V257H190L191 256V254H190V256H189V254L187 255V253H185ZM204 254V253H203ZM256 254V253H255ZM70 255V254H69ZM80 255V254H79ZM88 255V254H87ZM92 255V254H91ZM133 255V254H132ZM131 255V256H132ZM133 255V256H134ZM139 255H138V257H139ZM141 255H142V253H141ZM229 255V254H228ZM235 255V254H234ZM250 255V254H249ZM257 255V254H256ZM77 257H81L82 258V256H78V255H76ZM76 256H74L73 255V257H76ZM97 256H98V254H97ZM165 256H166V254H165ZM204 256V255H203ZM233 256V255H232ZM243 256V255H242ZM258 256V255H257ZM72 256H71V258H73ZM76 257V259L74 258V260H77L78 258ZM87 257V256H86ZM142 257H144L145 258V256H142ZM141 257V258H142ZM180 257V256H179ZM198 257V258H199ZM202 257V256H201ZM204 257H207V255L206 256H204ZM203 257V258H204ZM246 257H247V255H246ZM248 257H250V256H248ZM96 258V257H95ZM104 260V262L107 260V257L105 258V257H102ZM164 256H163V260L162 261H164ZM181 258V257H180ZM179 258V259H180ZM181 258V259H182ZM201 259V258H199L198 259V261L201 259L202 260V264H203V261L204 262H206L207 260H209V259ZM208 258V257H207ZM253 258V257H252ZM86 258H85V256H84V259L82 258V260H85ZM90 259V258H89ZM98 259V258H97ZM106 259V260H105ZM160 260H161V257L159 258ZM166 259H167V257H166ZM165 259V260H166ZM169 259V258H168ZM171 259V260H172ZM178 259V258H177ZM177 259H176V262H174V261H171V262H173V263H171V262H169L168 260H166V261H168V263L169 264H178L179 263V261L177 262ZM183 259H182V261H183ZM190 259V258H189ZM196 259V258H195ZM194 259V260H195ZM245 259V258H244ZM244 259H243V262H241V261H239V263L241 262L242 264H245L246 262V260L244 261ZM249 259V258H248ZM251 259V258H250ZM249 259V260H250ZM68 260H69V262H68ZM101 260V259H100ZM140 260H142V259H140ZM139 260V262L141 263V261ZM143 260H145V262L144 263H146L147 262V259L145 258V259H143ZM149 260V259H148ZM193 260V261H194ZM230 260H232V261H230ZM239 260H242V259H239ZM256 260H257V258H256ZM258 260H261V259H259L258 258ZM71 261V262H70ZM78 262H76L77 264H81V262L83 263V261H80V259H78L77 260ZM164 262V264H166L167 262ZM185 261V262H186ZM209 261V262H210ZM248 261V260H247ZM74 262V264H76ZM86 262V261H85ZM101 262V261H100ZM130 262H131V260H130ZM133 263H135L134 261H132ZM131 262V263H132ZM139 262H138V264H139ZM161 262V261H160ZM184 262V264H186ZM188 262H191V261H188ZM187 262V263H188ZM197 262V261H196ZM201 262V261H200ZM200 262H198V263H196V264H199ZM209 262L207 263V264H209ZM237 262V261H236ZM245 262V263H244ZM250 262V261H249ZM258 262H260V261H258ZM130 263V264H131ZM155 263V262H154ZM217 263H215V264H217ZM238 263V262H237ZM238 263V264H239ZM261 263H263L262 261L260 262V263H257V264H261ZM71 264H73V263H71ZM86 264V263H85ZM106 264V263H105ZM128 264V263H127ZM142 264H143V261H142ZM151 264V263H150ZM159 264V263H158ZM189 264V263H188ZM201 264V263H200ZM205 264V263H204ZM210 264H213V263H211L210 262ZM233 264V263H232ZM236 264V263H235ZM249 264V263H248ZM251 264V263H250Z\"/></svg>",
    "mask_w": 264,
    "mask_h": 264
}]
</instances>
